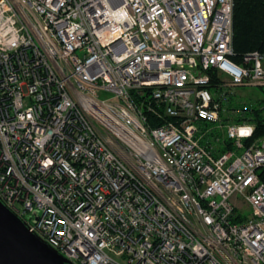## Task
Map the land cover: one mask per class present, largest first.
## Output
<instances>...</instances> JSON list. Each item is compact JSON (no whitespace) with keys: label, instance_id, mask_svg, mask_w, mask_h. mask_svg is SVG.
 <instances>
[{"label":"built area","instance_id":"1","mask_svg":"<svg viewBox=\"0 0 264 264\" xmlns=\"http://www.w3.org/2000/svg\"><path fill=\"white\" fill-rule=\"evenodd\" d=\"M232 8L0 0V197L73 264H264V137L230 136L253 124L208 88L264 85L263 53L231 57Z\"/></svg>","mask_w":264,"mask_h":264},{"label":"trees","instance_id":"2","mask_svg":"<svg viewBox=\"0 0 264 264\" xmlns=\"http://www.w3.org/2000/svg\"><path fill=\"white\" fill-rule=\"evenodd\" d=\"M232 30L233 54L231 57L235 62H243L244 56L253 51L264 54V0H233ZM211 79L208 88L219 103V121L221 123L248 121L253 124L254 132L251 137L245 138V145L256 138L264 137V105L236 102L224 104L226 91L218 86L216 72L211 71ZM144 112L149 114L147 110ZM149 121L151 125L162 123L161 119L151 114ZM198 125L200 130L196 135H199V143L208 147L213 144L216 147V153L234 149L232 140L224 135V128L217 127L216 121L203 120ZM258 175L264 182V169H260Z\"/></svg>","mask_w":264,"mask_h":264},{"label":"water","instance_id":"3","mask_svg":"<svg viewBox=\"0 0 264 264\" xmlns=\"http://www.w3.org/2000/svg\"><path fill=\"white\" fill-rule=\"evenodd\" d=\"M0 264H73L0 197Z\"/></svg>","mask_w":264,"mask_h":264},{"label":"rangeland","instance_id":"4","mask_svg":"<svg viewBox=\"0 0 264 264\" xmlns=\"http://www.w3.org/2000/svg\"><path fill=\"white\" fill-rule=\"evenodd\" d=\"M226 99L224 104L231 103H248L257 106L264 105V85L263 86H226ZM112 95L108 92V96ZM247 212V210H246Z\"/></svg>","mask_w":264,"mask_h":264},{"label":"clouds","instance_id":"5","mask_svg":"<svg viewBox=\"0 0 264 264\" xmlns=\"http://www.w3.org/2000/svg\"><path fill=\"white\" fill-rule=\"evenodd\" d=\"M233 74L236 78V81L239 82L240 72H234ZM253 132H254L253 126L249 124H241V125L234 126L233 129H229V135L237 139L248 138L252 135Z\"/></svg>","mask_w":264,"mask_h":264}]
</instances>
